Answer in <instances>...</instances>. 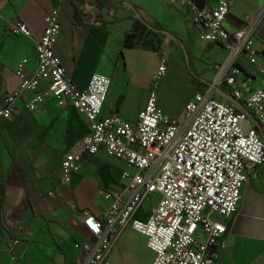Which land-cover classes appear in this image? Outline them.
<instances>
[{
  "label": "crops",
  "instance_id": "obj_1",
  "mask_svg": "<svg viewBox=\"0 0 264 264\" xmlns=\"http://www.w3.org/2000/svg\"><path fill=\"white\" fill-rule=\"evenodd\" d=\"M136 6L139 16L156 24L176 39L142 31L128 48L123 47L127 32L139 29L137 15L129 9L112 11L94 7L93 0H0V104L4 94L18 90L17 64L26 59V71L36 68L35 41L41 36L43 18L58 11L60 32L54 44L66 76L85 90L94 74L109 77L110 87L99 118L117 114L135 123L144 108L151 79L158 66L160 42L168 64L158 91L157 105L163 114L180 119L194 95L209 86L213 67L223 62L226 50L199 38V29L190 23L186 8L171 0H120ZM219 0H198L212 8ZM229 14L224 26L238 30L247 16L264 9V0H226ZM21 20L33 39L12 36L6 22ZM255 42L264 48V12L256 29ZM145 43V44H144ZM189 69L194 76L190 74ZM244 73H253L250 66ZM259 86L258 78L251 88ZM41 90L46 89L43 83ZM226 98L224 85L216 90ZM32 95L15 101L11 120L0 124V264H82L85 255L76 243L92 245L95 239L82 225L88 212L101 219L107 204L101 190L122 191L124 172L135 170L104 150L81 157V166L68 186L60 185V164L66 153L76 152L88 129L85 118L70 107L56 106L46 98L41 106L27 110ZM230 99V98H229ZM243 111L244 101L238 102ZM263 143L264 128L248 114ZM154 203L146 201L135 218H148ZM226 250L213 264H264V165L254 169L241 190L236 213L226 222ZM9 238L19 244L13 255L3 251ZM153 255L145 239L125 230L109 254L108 264H151Z\"/></svg>",
  "mask_w": 264,
  "mask_h": 264
},
{
  "label": "built area",
  "instance_id": "obj_2",
  "mask_svg": "<svg viewBox=\"0 0 264 264\" xmlns=\"http://www.w3.org/2000/svg\"><path fill=\"white\" fill-rule=\"evenodd\" d=\"M171 2L187 9L202 41L226 50L223 62L213 67L209 86L186 104L180 119L165 116L157 105L168 64L162 47L137 121L128 123L117 114L99 118L110 79L94 74L87 88L80 90L66 76L54 54L60 32L57 10L43 18L42 34L35 41V70L28 73L27 60L22 59L15 69L18 90L1 98L0 124L12 119L15 101L25 93L32 95L29 112L53 98L56 106L70 107L84 116L88 132L76 152L63 156L60 185L71 183L82 155L93 156L101 149L135 170L122 174V191L101 190L107 204L101 219L88 212L81 215L82 225L95 239L92 245H74L85 255L82 264H108L109 254L127 229L145 239L153 255L151 264H213L219 252L226 250V222L237 211L249 174L264 165V143L238 105L243 100L245 109L264 128V48L255 42L264 9L247 16L238 30L229 31L224 26L228 1L219 0L212 8L199 7L194 0ZM6 29L12 36L33 39L21 20L7 21ZM245 66L254 72L244 73ZM256 78L259 86L253 89L251 82ZM43 83L45 90L40 89ZM221 85L226 86L231 102L217 97ZM146 201L154 205L141 221L135 214ZM18 244V239L9 238L3 251L13 255Z\"/></svg>",
  "mask_w": 264,
  "mask_h": 264
},
{
  "label": "trees",
  "instance_id": "obj_3",
  "mask_svg": "<svg viewBox=\"0 0 264 264\" xmlns=\"http://www.w3.org/2000/svg\"><path fill=\"white\" fill-rule=\"evenodd\" d=\"M84 0H82L83 2ZM94 3V7L100 9V8H107L110 9L112 11H116V10H120V9H129L130 11H132L134 14L137 15V25L139 26V29L141 30L140 32L138 31V29H133L129 32H127L124 36V41H123V47L124 48H128L131 47L133 44V41L137 40L139 38V35L142 31L146 30L148 34L151 35H159L162 37H166L167 38V34H170L169 32L163 30L162 28H160L158 25L156 24H149L147 23L142 17L139 16L138 12L139 9L136 6L133 5H129L126 4L125 2H122L120 0H93ZM195 3L201 7V5H199L198 0H194ZM172 35V34H170ZM173 36V35H172ZM138 41V40H137ZM145 44V43H144ZM161 46V43L159 42L156 46V48H154V51H158L159 48ZM189 72L191 75H193L194 78H196V76H194L193 72L189 69ZM243 111L248 115V111L245 108H242Z\"/></svg>",
  "mask_w": 264,
  "mask_h": 264
},
{
  "label": "water",
  "instance_id": "obj_4",
  "mask_svg": "<svg viewBox=\"0 0 264 264\" xmlns=\"http://www.w3.org/2000/svg\"><path fill=\"white\" fill-rule=\"evenodd\" d=\"M166 36H167V38L170 39V40H173V41L176 40V39L174 38V36H172V35H170V34H167ZM217 93H218L221 97H223V98L227 99L229 102H231V100H230L229 98H226L221 92L217 91Z\"/></svg>",
  "mask_w": 264,
  "mask_h": 264
}]
</instances>
